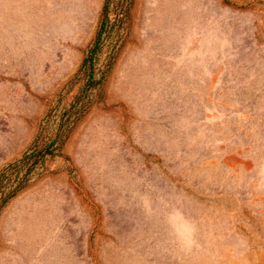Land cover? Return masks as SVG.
<instances>
[{
  "label": "rangeland",
  "instance_id": "rangeland-1",
  "mask_svg": "<svg viewBox=\"0 0 264 264\" xmlns=\"http://www.w3.org/2000/svg\"><path fill=\"white\" fill-rule=\"evenodd\" d=\"M103 3L0 0V264H264V0H127L88 81Z\"/></svg>",
  "mask_w": 264,
  "mask_h": 264
},
{
  "label": "trees",
  "instance_id": "trees-1",
  "mask_svg": "<svg viewBox=\"0 0 264 264\" xmlns=\"http://www.w3.org/2000/svg\"><path fill=\"white\" fill-rule=\"evenodd\" d=\"M110 2H114L115 4H111ZM115 12V19L113 20L114 22L121 20L122 16L126 13L127 10V0H104L102 9H101V19L99 22L98 30L96 32L95 38L91 43V46H89L85 52V56L82 59V62L80 64V68L82 72H88V81H90L89 77L91 75V67H92V59L94 57V54L96 53L98 46H99V40L101 37V34L103 30L105 29V26H107V23L109 21L108 18V13L110 9ZM87 81V82H88ZM90 87V84L86 83V87ZM44 153H49L45 148H42L41 150L35 151L33 149H29L25 153L22 154L20 159H18L16 162H14L12 165H10L9 168H16L18 169L21 166H24L28 162H33L36 161L37 158H41ZM14 190V189H13ZM10 191L9 193L6 194L5 198L10 197L14 191ZM6 200V199H4ZM3 200V201H4ZM2 201V202H3Z\"/></svg>",
  "mask_w": 264,
  "mask_h": 264
}]
</instances>
